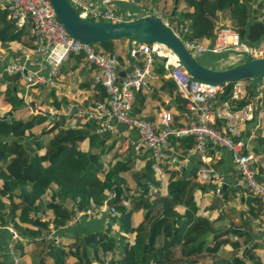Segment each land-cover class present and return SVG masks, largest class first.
<instances>
[{"label":"trees","instance_id":"16d2710c","mask_svg":"<svg viewBox=\"0 0 264 264\" xmlns=\"http://www.w3.org/2000/svg\"><path fill=\"white\" fill-rule=\"evenodd\" d=\"M152 2L158 8L157 0ZM168 9L161 12L169 25L190 40L209 38L213 42L220 16L227 21L222 24L237 30L247 42L264 39V0H172ZM25 26L17 27L8 18L7 11L0 8V43L30 41L23 38ZM116 38L96 43L103 50L115 52L113 39ZM157 58L161 62L157 70L163 73V57L156 56L154 63ZM6 78L8 83L0 81V99L2 94L6 97L4 102L0 101V264H14L15 259L30 254L38 255L35 264H207L200 257L215 254L226 242L238 253L227 264H245L253 246L245 249V244L226 235L230 230L239 229L223 228L224 225H217L214 219L198 213L194 188L200 186L199 182L186 177L185 172L178 174L167 169L171 175L166 181V192L159 184L148 193L147 182L156 181L157 177L151 171L150 162L136 163L140 154L129 143L124 149L125 157L119 158L123 140L107 130L98 132L88 116L54 114L43 108L23 115L27 105L20 90L26 85L19 74L6 75ZM96 84L98 93L89 98L90 107H95L97 100L107 102L109 97L105 87ZM247 88H251V82ZM29 91L32 100L43 98L42 105L47 104L48 98L40 94L47 92L52 97V88L42 86L38 92ZM142 102L143 96L138 90L134 93L131 112L146 118L139 113ZM4 103L10 104L9 109L3 110ZM174 105L186 113L185 98L177 91ZM72 117L75 118L70 124L68 120ZM46 120L49 121L40 130L34 131L36 125ZM170 125L179 126L172 116ZM194 142L191 135L172 134L166 150L181 158ZM212 146L209 144L208 149ZM197 162V167H189L193 174L204 163L201 157ZM169 164H162V168ZM216 167L215 163L213 170ZM125 172L129 173L133 190L138 186L143 188L139 195L132 193L133 190L130 193L131 189L124 186ZM233 189L237 190L235 186ZM244 192L260 202L258 210L263 208L264 203L257 195ZM110 193L113 195L109 197ZM104 203L113 205L115 212L111 215L103 211L99 216L101 224L87 223L100 212L94 216L83 215L78 222L67 224L72 213L95 209ZM223 210L219 209L216 220L225 218ZM136 214L141 217L134 222ZM250 214L256 215V212ZM51 229L61 238L57 242L48 236ZM254 260L253 264H260L257 257Z\"/></svg>","mask_w":264,"mask_h":264},{"label":"built area","instance_id":"2783aa9c","mask_svg":"<svg viewBox=\"0 0 264 264\" xmlns=\"http://www.w3.org/2000/svg\"><path fill=\"white\" fill-rule=\"evenodd\" d=\"M69 1L82 17L122 20L111 0ZM0 8L7 11L8 18L13 20L17 27L25 24L29 26V31L35 38L36 49L44 56L47 64V73L41 75L27 62L9 60L0 69V81L5 75L19 74L26 87L50 83L59 73L60 64L69 53H82L88 62L96 66L95 78L108 92V100L96 101L95 106L98 111L88 110L79 103H70L65 105L63 111H54V114L88 116L96 122L98 132L111 130L119 134L120 125L134 128L136 135L130 141L132 148L135 152L141 153L145 161L150 162L154 176L158 179L162 175V164L176 161L177 168H183L188 161V153L179 158L166 150L169 136L172 134L193 136L195 142L191 151L200 153L203 161L209 158L206 154L209 144L225 148L229 150L239 172L236 184H239L243 191L257 195L264 203V178L258 177L253 165L254 153L247 150V142L242 135L245 122L254 117L253 103L248 100L247 84L240 80L232 81L230 90L224 94L227 97L224 98L223 94L220 95L225 91L224 84L193 77L177 57L170 59V56L164 52L166 47L155 42H135L131 47V54L139 60L140 66L135 67L125 76H120L116 54L103 49L97 51L92 43L70 36L56 17L50 0H0ZM140 14L157 15L163 22L169 24L161 10L155 7L142 8ZM182 40L185 47L193 54L228 51L241 56L251 54L254 57H264V41L247 42L229 25L220 24L210 45L183 36ZM156 56L163 57L166 74L174 80L178 92L185 98L186 109L191 113L186 123L171 126V112L162 111L161 130L155 129L148 119L133 115L131 112L135 90L152 77ZM261 80V85L264 86V76ZM197 176L202 181H211L216 174L213 168L202 165L198 168ZM147 183L148 188L145 190L149 193L155 183L150 180ZM141 191L143 188L138 186L134 193L140 194ZM215 192L222 195L221 182L217 184ZM112 195L113 193H110L109 197ZM103 211L112 215L115 208L104 203L95 209L76 211L67 224L78 222L83 215H94ZM259 228L264 232V224ZM50 237L54 242L60 238L55 236V233Z\"/></svg>","mask_w":264,"mask_h":264},{"label":"crops","instance_id":"0c3cea01","mask_svg":"<svg viewBox=\"0 0 264 264\" xmlns=\"http://www.w3.org/2000/svg\"><path fill=\"white\" fill-rule=\"evenodd\" d=\"M111 1L114 3L117 12L121 15L122 20L135 18L139 15L142 8L151 7H145L144 3L146 0ZM163 1L164 0H157V7H160L163 4ZM167 3H170V0H167ZM150 4H152V2H150ZM223 22L227 23L226 20H223ZM25 25L26 26L24 27L23 38L26 40L29 39L30 41H28L27 43H23L22 40H12L0 43V69H2L9 60L17 59L27 62L28 64H30V67H32V69L38 70L41 75H45L47 73V64L45 62V58L36 49L35 38L33 35H31L29 26L27 24ZM25 32L27 34L26 36H24ZM199 42L210 45L212 39L203 38L200 39ZM113 46L114 51H118L120 55V58H118V69L126 67L129 64V60L126 56L128 48L127 39H113ZM209 52L211 51H206L202 54H199L200 56L198 57L204 64L210 66L219 67L221 66L219 65L221 63L218 60L228 57L227 52H220L216 54H212ZM172 56L173 58H175V55ZM160 63V58H157L156 62L154 63L155 66L153 67L152 77L148 78L146 84L141 85L138 89L135 90V93L139 90L141 96H143V102L141 103V109L139 110L140 115L145 116L157 130H161L163 128V124L160 121V113L162 111L171 112V115L173 114L172 117L176 125H182L186 123L191 116V113L187 109L185 113V110H179V108L174 105V96L176 91L178 92V90L176 85L174 84L175 87L173 85V91L171 93L169 86L166 84V81L170 78L166 74L167 69L165 65L163 66V73L157 70ZM96 74V66L88 62L82 53H69L68 57L60 64L59 73L54 76L52 82L40 84L39 87H26V93L23 94L22 90H20V94L24 95L25 100L28 99V97L33 98L29 90L31 89L32 91L38 92V89L44 86L47 89L52 88V97L49 96L47 92L44 94L42 93L39 96H47L48 100L45 107L49 106L52 113H54V111H63L65 105L70 103H79L82 107L88 110L98 111L96 106L90 107L87 104V102H89V98H92L93 95L98 93V86L96 83L100 82L96 80ZM2 81L3 83H8L7 78L5 80V77ZM261 88L262 89L258 88L259 92L257 94H252V97L249 99L253 103L254 117L252 120H248L245 122L242 130V135L243 138H245L246 142L248 140L253 141L252 149L248 147L247 150L254 153L255 159L253 160V165L258 176L260 178H264V104L262 103V92L264 86H262ZM5 99L6 97L4 94L3 98H1L0 101L4 102ZM42 99L43 98H39L37 102L41 101ZM41 106L44 107L43 105ZM9 107L10 104L7 103H4L2 106L3 109H8ZM33 110L34 109L31 107V109L27 110V113H23V115H27ZM73 118L75 117L69 118L68 123L72 124ZM48 121L49 120H46L42 124L36 125L35 127L44 125ZM94 123L96 124V122ZM217 124L219 125L218 122ZM119 128V134L114 133L111 130L107 131H109L112 135H116L121 138L123 140L122 143L125 144V147H127L128 143L130 144V146H132L130 141L132 137L136 135L134 128L126 127L124 125H120ZM124 149H120L121 155L118 156L119 158L125 157L127 152ZM187 153L189 154L188 161L183 168H177L176 161L169 162L170 164L168 166L163 165V172L160 178L153 182L156 185L161 184L163 192H166V181L171 175V172L167 169L177 171L178 174H183V172H185L186 177L199 182L200 186H196L194 188V199L196 201V204L199 205L198 213L209 216L210 219H214L216 221L217 225H224L223 228H228L230 230L229 226H235V228L239 229L236 231L230 230L226 235L230 240H238L242 245L245 244L246 249L249 246H253L252 252L247 256L245 264L255 263V257L258 258L260 264H264V232L259 228L262 224H264V206L262 205L263 208H259L258 210V207L261 206L260 202L252 197L250 198L249 196H247L246 192L236 186V180L238 178L239 172L232 160L229 150L216 145H213L212 148H209L207 150L206 154L209 158L207 161L202 160L204 162L203 165L213 168L215 163L217 164L216 169L213 170L216 176L214 177V180L211 181H202L198 178L197 172L195 174L192 173L189 167H197V160L200 156L199 154H196L195 151H191V148H189ZM136 154H140L139 157L136 158V163L139 162L140 164H144L145 160L142 157L141 153L136 152ZM161 178L163 179L162 181ZM209 182H211V185H209ZM219 182H221L222 195H219L215 192V188ZM224 182L226 183V186L223 187L222 184ZM232 185L235 186L237 190H234ZM130 186L133 187L131 188L132 190L135 188L132 185V181ZM136 189L133 191L135 192ZM132 190H130V193ZM229 199H232V208H229L230 203L228 206L227 202L225 201H229ZM221 208L224 209L223 214L225 215V218L216 220L218 219L219 209ZM253 211L256 212V215L250 214ZM140 217L141 216L137 214L134 215V222H137ZM101 222L102 219L97 216L94 218H90L87 223L88 225H94L96 223L101 224ZM82 229H84V226H82ZM69 233L71 234V232ZM223 253L224 255H226L225 260ZM227 253L233 254L229 258L227 256ZM216 254H219L223 259L219 260V262L227 264L229 261L232 262V256H237L238 253H234L231 248V244L226 242L220 245L218 251L214 255ZM250 255H253V257H251ZM27 258L29 261V256L27 255H25L21 260L27 263Z\"/></svg>","mask_w":264,"mask_h":264},{"label":"water","instance_id":"95a60500","mask_svg":"<svg viewBox=\"0 0 264 264\" xmlns=\"http://www.w3.org/2000/svg\"><path fill=\"white\" fill-rule=\"evenodd\" d=\"M50 2L58 20L69 35L74 38L90 43L116 37L127 39L126 56L129 64L118 69L120 76H125L135 67L140 66L139 60L131 54V47L135 42H155L172 50L179 62L193 77L224 84V94H227L230 90L232 81L241 78L250 79L249 96L259 92L257 82L264 76V57H254L251 54H246L241 61L229 66H210L204 64L198 56L189 51L183 43L182 35L175 32L169 24L163 22L157 15L139 13L137 17L128 20L92 19L79 15L69 0H50ZM222 23L223 19L220 16V24ZM166 84L172 93L174 80L168 79ZM22 93H26V88L22 90ZM21 98L24 99V95ZM31 104H34V101H31ZM209 185H211V182H209ZM222 186H226V183L224 182ZM236 186L240 188L239 184H236ZM250 256L253 257V255Z\"/></svg>","mask_w":264,"mask_h":264},{"label":"rangeland","instance_id":"374dc122","mask_svg":"<svg viewBox=\"0 0 264 264\" xmlns=\"http://www.w3.org/2000/svg\"><path fill=\"white\" fill-rule=\"evenodd\" d=\"M153 0H146L145 1V7H147V6H151V8L154 6L153 5V2H152ZM150 2H152V4H150ZM174 2H175V0H174ZM149 4V5H148ZM171 6H172V0H170V3H167V0H164L163 1V4L160 6V7H158L157 9H159V10H163V9H165V8H167V11H169V9L168 8H171ZM181 7V6H180ZM154 8V7H153ZM220 23V21L218 22V24ZM173 27V26H172ZM173 29L175 30V32H178V33H180V31L178 30V28H176V27H173ZM27 34H26V32L24 33V36H26ZM92 43V45L95 47V49L97 50V51H101V47H99V45H98V43H96V42H91ZM116 54H117V56H118V58H120V55H119V52L118 51H116ZM195 54V53H194ZM196 56H200L199 54H195ZM227 55H228V57H225V58H221V59H219L218 61H220V63L221 64H219V65H221V66H229V65H231V64H234V63H237V62H239V61H241L243 58H244V56H241V55H237V54H235V53H233V52H229V53H227ZM240 82H242V83H244V84H248L249 82H250V80L248 79V78H241L240 79ZM261 82H262V80L261 81H259V82H257V87L259 88V89H262L261 87H262V85H261ZM39 90V89H38ZM23 96V95H22ZM1 98H3V94L1 95ZM22 100H24V103H25V105H27V110H29V109H31V107L34 109L33 111H38V109H41V108H43V109H45V110H48L49 112H52V111H50V107L48 106V107H45V105H43L44 107H42L41 105V101H36V100H32L31 98H29L28 97V99H26L25 100V97H24V99H22ZM31 101H34V104H31ZM21 105V104H20ZM19 106V105H18ZM9 109V108H8ZM3 110H5V109H3ZM7 110V109H6ZM26 110V111H27ZM24 112V114L25 113H27V112ZM32 111V112H33ZM43 125H41V126H39V127H35V129H34V131H37L38 129L40 130L41 129V127H42ZM252 140H248L247 141V143H248V147L250 148V149H252ZM125 148V144L123 143V146L121 147V150H123ZM236 172V171H235ZM126 176V180L124 181V186L125 187H128V189L130 190L131 188H133V187H131L130 186V184H131V178H130V176H129V173L128 172H125L124 173ZM132 190V189H131ZM132 193H134V191H132ZM231 200L232 199H229V201H227V200H225L226 202H227V204H228V206H229V203H230V206H229V208H232L233 207V203L231 204ZM224 201V202H225ZM223 209V208H222ZM48 210V209H47ZM179 210L180 211H182L183 210V208L182 207H179ZM101 214H102V212H100L97 216H101ZM74 215V213H72V216ZM91 216H94V215H91ZM96 216V217H97ZM95 217V216H94ZM92 218V217H91ZM96 219H98V218H96ZM71 221V220H70ZM101 226V225H100ZM99 228H101V227H99ZM10 230V229H9ZM11 231V230H10ZM54 232H55V229H51V231L49 232L50 234H48V236L50 237V235H53L54 234ZM13 236V235H12ZM14 236H16V234L14 235ZM2 239V238H1ZM59 239H61V238H58V240ZM1 241H3V240H1ZM9 250H10V248H8ZM246 249V248H245ZM244 249V250H245ZM233 253H227V256L230 258L231 257V255H232ZM28 256V255H27ZM223 256H224V260L226 259V255H224V253H223ZM37 260H38V255H33V254H30L29 255V261H28V258H27V263H25L24 261H21V259L19 258V260L18 259H15V263L14 264H35L36 262H37ZM200 260L201 261H203V262H206L207 264H214V263H219V260H223L222 259V257L219 255V254H216V255H212V254H210V253H208V254H204V255H202L201 257H200ZM219 264H224V263H219Z\"/></svg>","mask_w":264,"mask_h":264},{"label":"bare ground","instance_id":"6f19581e","mask_svg":"<svg viewBox=\"0 0 264 264\" xmlns=\"http://www.w3.org/2000/svg\"><path fill=\"white\" fill-rule=\"evenodd\" d=\"M162 45H163V44H162ZM164 52L170 56V59H173V56H172V55H175V54L172 52V50L166 48ZM170 52H171L172 54H171ZM175 57H176V55H175Z\"/></svg>","mask_w":264,"mask_h":264},{"label":"clouds","instance_id":"9594fccd","mask_svg":"<svg viewBox=\"0 0 264 264\" xmlns=\"http://www.w3.org/2000/svg\"><path fill=\"white\" fill-rule=\"evenodd\" d=\"M155 177V176H154ZM158 179V178H157ZM156 185V184H155ZM147 191V190H146ZM139 195V194H138Z\"/></svg>","mask_w":264,"mask_h":264}]
</instances>
